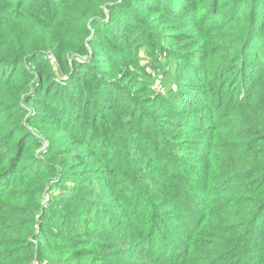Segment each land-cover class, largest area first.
I'll list each match as a JSON object with an SVG mask.
<instances>
[{"label":"trees","instance_id":"16d2710c","mask_svg":"<svg viewBox=\"0 0 264 264\" xmlns=\"http://www.w3.org/2000/svg\"><path fill=\"white\" fill-rule=\"evenodd\" d=\"M195 1L0 0V264H109L120 220L88 219L102 195L142 206L139 238L207 245L190 264H264V0ZM198 9L226 47L190 28ZM158 31L178 104L125 54ZM64 181L78 184L42 204Z\"/></svg>","mask_w":264,"mask_h":264},{"label":"rangeland","instance_id":"374dc122","mask_svg":"<svg viewBox=\"0 0 264 264\" xmlns=\"http://www.w3.org/2000/svg\"><path fill=\"white\" fill-rule=\"evenodd\" d=\"M195 2H198V6L202 9L205 8L209 3L203 0V3H200V0H196ZM167 8L169 11H179L181 10V7L177 4L168 3ZM202 9H198L197 14L193 16V18L190 20V22H193V26L190 27L191 29H198V30H204V33L210 34L214 39L219 40L221 43V47H226V40L228 33L227 31H224L216 26V19L209 20L205 22L203 19V16L200 14ZM188 14H193L191 11H189ZM181 18V17H180ZM176 25H181V27L184 26V17L181 19L176 20ZM211 25V27H209ZM187 30V29H186ZM168 31V30H166ZM165 31V32H166ZM157 37L162 38V31H158V34L155 36L156 40L149 42V41H139L140 36L136 35V42H133L131 45V53H125L127 58H130V61L132 62L131 65L134 66L132 69L134 72H138V76L148 78L153 86V90H155V93L164 97H167L168 99L173 98V102L178 104L179 98L181 96V88L177 86L175 83V77H174V68H175V62L172 61L165 53H162L158 48H155L154 46L156 43L158 44L159 39ZM151 40V39H149ZM225 41V43H223ZM220 58V57H218ZM260 62V61H258ZM246 71H248V68H246ZM154 93V91H153ZM137 137V136H136ZM135 143V135H129V137H126L124 139L123 145L130 146L133 143ZM44 144H47L46 141H43ZM123 145L120 148H123ZM44 146V145H43ZM128 148V147H125ZM117 153V151H116ZM129 155V154H127ZM128 157V156H127ZM137 157V156H136ZM138 158L140 159V155H138ZM113 162H117L118 160L121 162L127 161L128 159L126 157L122 156H115L112 157ZM143 166V165H142ZM139 168H144L139 166ZM145 171V170H144ZM144 177V175H143ZM74 184H78L76 181H64V182H57L56 183V189L44 192V197L42 204L47 205L49 200H54L55 197H60L62 191L64 190H71ZM87 188V187H86ZM62 198H65L63 196ZM60 202V203H59ZM56 203V205L59 203L60 207L62 206L65 201H59ZM100 204V205H99ZM125 205V206H123ZM138 205V204H137ZM123 206V207H122ZM80 207V206H79ZM104 207L110 208V212L112 215H115L120 220V225L116 226L117 229H114L112 233L109 235H106V237L109 239V243L111 244V247L109 248V264H190L191 261H196L197 253L193 252L195 248H198L199 250L208 251L210 250L207 245L200 246L198 244L197 247L192 244L193 240L189 242L188 234L184 233L183 237L180 238V236H173L170 232L167 231L164 232L163 230L159 229V226H155L154 229H151L150 227H146V233L143 236V238H139L137 236V227L138 222L145 225V219H147L146 215H144V212H134L133 209L135 208H141V205H138L136 207L135 204H127L126 202L119 201L117 196H105L102 195L99 198V202L96 204L94 211L90 216H88L89 220L91 221H100L105 222L106 224L110 222L108 219H103L99 217L100 212H102V209ZM82 208V207H81ZM179 209H183V206H178ZM83 212L86 211V209L82 210ZM188 215L191 217L194 216V210L193 208H188L187 210ZM97 214H99L97 216ZM110 214V216H111ZM130 214V215H129ZM131 214L135 217L140 216L138 221H133ZM79 222V221H77ZM85 220H82V223L79 225L81 226L84 223ZM191 222V221H190ZM75 223V222H74ZM72 223V224H74ZM68 226H71L67 223ZM74 228H79L77 225H73ZM114 226V224H113ZM187 228L190 227L189 222L187 223ZM115 227V226H114ZM144 232L141 231V234ZM176 234V233H175ZM215 241V240H214ZM214 241H212L214 243ZM185 242H188V248L184 247ZM187 243V244H188ZM152 244V245H151ZM162 244V245H161ZM165 245H167L165 247ZM173 247V248H171ZM130 251V252H129ZM142 252V255L140 254ZM130 255H126V254ZM65 255L67 253H64ZM176 255L182 256L176 260H174L173 257ZM234 253L228 255L224 253V257L226 258V261L232 262L234 260L233 258ZM232 258V259H231ZM85 260L88 259H73V264H82ZM99 261V259H98ZM221 261V260H220ZM218 261V263H220ZM209 263V262H208Z\"/></svg>","mask_w":264,"mask_h":264}]
</instances>
